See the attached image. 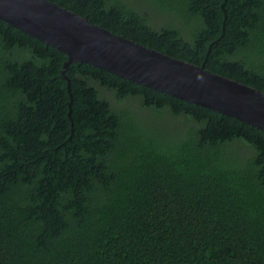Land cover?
Here are the masks:
<instances>
[{
    "label": "trees",
    "instance_id": "1",
    "mask_svg": "<svg viewBox=\"0 0 264 264\" xmlns=\"http://www.w3.org/2000/svg\"><path fill=\"white\" fill-rule=\"evenodd\" d=\"M45 1L264 95V0ZM66 59L0 20V264H264V131Z\"/></svg>",
    "mask_w": 264,
    "mask_h": 264
},
{
    "label": "water",
    "instance_id": "2",
    "mask_svg": "<svg viewBox=\"0 0 264 264\" xmlns=\"http://www.w3.org/2000/svg\"><path fill=\"white\" fill-rule=\"evenodd\" d=\"M0 20L64 53L61 75L71 62L86 63L264 131V95L210 74L202 65L194 67L146 49L45 0H0ZM66 92L69 105L68 81Z\"/></svg>",
    "mask_w": 264,
    "mask_h": 264
},
{
    "label": "rangeland",
    "instance_id": "3",
    "mask_svg": "<svg viewBox=\"0 0 264 264\" xmlns=\"http://www.w3.org/2000/svg\"><path fill=\"white\" fill-rule=\"evenodd\" d=\"M106 96H107V98H109V99H110L109 95H106Z\"/></svg>",
    "mask_w": 264,
    "mask_h": 264
}]
</instances>
